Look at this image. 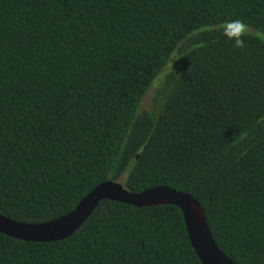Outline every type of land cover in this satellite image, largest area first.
Listing matches in <instances>:
<instances>
[{"label": "trees", "instance_id": "1", "mask_svg": "<svg viewBox=\"0 0 264 264\" xmlns=\"http://www.w3.org/2000/svg\"><path fill=\"white\" fill-rule=\"evenodd\" d=\"M106 182L188 194L264 264V0H0V215L53 221ZM0 264L201 262L177 207L103 200L65 240L0 234Z\"/></svg>", "mask_w": 264, "mask_h": 264}, {"label": "water", "instance_id": "2", "mask_svg": "<svg viewBox=\"0 0 264 264\" xmlns=\"http://www.w3.org/2000/svg\"><path fill=\"white\" fill-rule=\"evenodd\" d=\"M135 208L175 206L183 216L191 247L201 264H234L218 248L210 234L206 218L198 203L188 194L166 187L131 193L120 183L106 182L88 193L69 214L41 224H26L0 215V234L34 243H50L70 238L103 201Z\"/></svg>", "mask_w": 264, "mask_h": 264}, {"label": "clouds", "instance_id": "3", "mask_svg": "<svg viewBox=\"0 0 264 264\" xmlns=\"http://www.w3.org/2000/svg\"><path fill=\"white\" fill-rule=\"evenodd\" d=\"M249 34V25L242 20L231 21L225 35L233 41V47L243 49L245 47L244 37Z\"/></svg>", "mask_w": 264, "mask_h": 264}, {"label": "rangeland", "instance_id": "4", "mask_svg": "<svg viewBox=\"0 0 264 264\" xmlns=\"http://www.w3.org/2000/svg\"><path fill=\"white\" fill-rule=\"evenodd\" d=\"M154 93H155V88H152L147 93V95L145 96V98L142 102V106H141L142 110L149 111L151 109V101H152V98L154 96Z\"/></svg>", "mask_w": 264, "mask_h": 264}]
</instances>
